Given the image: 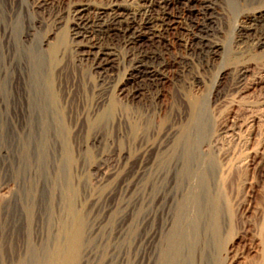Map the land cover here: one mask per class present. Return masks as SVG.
Wrapping results in <instances>:
<instances>
[{"label": "rangeland", "instance_id": "1", "mask_svg": "<svg viewBox=\"0 0 264 264\" xmlns=\"http://www.w3.org/2000/svg\"><path fill=\"white\" fill-rule=\"evenodd\" d=\"M163 1L125 4L139 23L160 14ZM79 2L88 9L77 13ZM101 2L0 0V264H47L49 251L66 250L57 240L66 209L83 239L73 264H149L148 236L162 219L158 205L149 206L147 161L209 159L226 202L212 264H264V24L244 33L264 0H213L209 39L223 50L214 59L190 44L192 18L174 7L142 48L99 35ZM77 29L84 35L74 40ZM89 44L111 49L109 69L96 68ZM143 55L157 81L134 70ZM47 85L66 146L53 141V126L49 143L38 130L37 98ZM186 185L178 201L193 184ZM53 264L68 263L54 256Z\"/></svg>", "mask_w": 264, "mask_h": 264}, {"label": "bare ground", "instance_id": "2", "mask_svg": "<svg viewBox=\"0 0 264 264\" xmlns=\"http://www.w3.org/2000/svg\"><path fill=\"white\" fill-rule=\"evenodd\" d=\"M82 2H79L76 6L77 13H82L88 9V5L83 4ZM212 2L213 0H164L162 2V5L159 6V9L161 10L160 14L155 17L150 16L144 18L139 23H136V15L134 16L135 11L133 12L131 8L127 7V5L125 4V0H102L101 6L96 10V15L99 20L102 21V23L101 26H99L98 29L95 30V32L99 33V35L101 36L111 35L112 37H123V39L127 38L126 40L128 43L133 46L142 48L144 44L153 41L156 33L162 30L161 28H163L164 24L168 20H170L169 13H167L166 11L168 8L174 7L176 9H181L192 18V33L190 31L192 39L190 41V44L197 48L199 50V53H202V51H206L208 56L214 59L221 53L220 51L222 50V48L218 44L211 42L209 39V36L211 35L210 33L213 31L212 24H214V2ZM259 24H264V10L257 12L253 16L249 25L245 27L244 33L253 31ZM77 30L73 33L74 40H77L84 35L83 32ZM98 44H89L90 46L87 48V53L91 55L93 63L96 65L97 69L107 70L111 67V64L114 60V54L107 46L101 47ZM140 58L142 60L138 61V63L136 64L137 66L134 69L137 72L138 76L141 75L140 77L145 79L147 78L152 82L157 81L159 79V75L154 72L155 69H153V67L152 69L154 71L151 70L148 66L147 60L151 57L149 58L146 55H143ZM37 99L38 130L41 133L40 135H42V141H44V143H49L52 141V137L50 139L48 138V132L53 126L55 131L57 132V136L56 138L54 136L53 141L59 142L60 144L66 146L67 128L60 113L61 110H59V101L57 100V96L55 97V94H53L50 85H47L45 95L38 97ZM184 140L187 141L188 138H184ZM191 154L192 150L190 149L188 151V155ZM147 165H149L147 167L148 175L146 177V183L148 186L146 187V190L148 189V191H145L149 193V206L158 205V208L156 209H159L160 217L163 220H161L159 231L155 232V230H153L148 236V263L196 264L195 253L197 251H199L201 254V260L198 261L200 264H212V262L215 263L216 257L214 256H217L216 254L218 253L214 249H212L216 253L215 254L213 252V255L210 251L211 248H214L219 244L220 235L223 232L222 225V232H220L219 220L221 218L219 219V216L220 211L223 210L222 205L224 206L223 203L226 202L222 190L218 188L219 181L222 178L216 170L213 160H148ZM134 175H136L135 172L133 173V176ZM169 175H172L170 180ZM182 182H185L187 185L190 183L193 185H188L191 186V189L189 188L190 191L184 197L182 196V199H180L179 197L180 201H178L177 190ZM41 191L42 194L44 196H48V198L49 196L53 195L46 194L45 186ZM48 191L50 192L51 189H49ZM182 194L184 195V193ZM66 199L68 200L67 197ZM11 202V199L6 201L7 209L10 207ZM46 205L49 209L52 204L50 205V202H48ZM172 209H174V214L172 212ZM188 209H191V217H188L187 215V218L185 217V213ZM69 211L70 214L67 215L66 209L65 218L63 222H61V225L63 227V232L61 230V233H63V235L61 234L62 236H59L57 238L59 242H64L63 244H65L64 247L66 250L60 249L59 253L57 251L56 255H54L53 252L49 251L46 258L47 264H53L54 256L55 258L62 257L63 261L68 264H73L80 257V243L83 240H81L82 235L79 231L80 220H75L76 216H73L74 214L72 212V209H69ZM153 212L154 211H152V213ZM51 213L49 212V215ZM152 213L147 214V219L151 222L153 221ZM67 223L69 225L68 228H70V231H68V233ZM202 230L203 239L197 241L196 239L199 238V233ZM206 250H209V254L204 257ZM217 258H219V256ZM217 261H219V259Z\"/></svg>", "mask_w": 264, "mask_h": 264}]
</instances>
